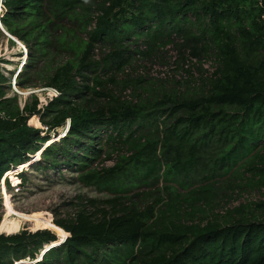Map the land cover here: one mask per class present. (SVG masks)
<instances>
[{"label":"trees","instance_id":"obj_1","mask_svg":"<svg viewBox=\"0 0 264 264\" xmlns=\"http://www.w3.org/2000/svg\"><path fill=\"white\" fill-rule=\"evenodd\" d=\"M2 5L4 29L27 49L17 88H36L27 74L47 71L42 87L59 96L38 108L31 95L20 107L0 74V177L37 153L34 158L40 155L45 169L63 163L73 168L79 184L111 197L104 202L107 210L89 213L91 204L86 205L68 220L52 222L42 212L24 213L23 221L4 216L0 233L9 236L0 235V264L26 259L31 264H264V199L255 204L257 213L239 206L231 212L237 218L223 224L202 211L224 197L219 194L237 189L229 185L230 176L239 183L248 172L249 185L253 178L264 186V0H3ZM140 33L174 44L194 59L211 53L216 66L204 91L164 95L148 114L140 105L113 100L106 83L114 78L104 82L96 71L122 69L127 44ZM99 47L104 51L95 59ZM64 56L51 68L37 66ZM155 114L163 118L161 133L142 140L138 131ZM36 116L46 130L28 125ZM61 127L67 134H58V144L54 135L44 137ZM97 127L109 130L107 143L127 148L112 166L100 169L93 165L105 154L91 137ZM5 194L4 204L14 209ZM25 222L41 229L19 233Z\"/></svg>","mask_w":264,"mask_h":264},{"label":"rangeland","instance_id":"obj_2","mask_svg":"<svg viewBox=\"0 0 264 264\" xmlns=\"http://www.w3.org/2000/svg\"><path fill=\"white\" fill-rule=\"evenodd\" d=\"M2 12L4 13L3 9ZM0 25L3 26L2 23H0ZM173 42L176 43L174 38ZM17 46V44L12 43L10 39L0 32V74L6 80L4 86L6 88L9 87L8 96H17V104L20 107L26 102H31V95L37 98L39 104H47V102L50 101L47 93L41 96H36L32 93L23 96L18 93L15 94L12 91L10 85L11 78H13V74L15 76L17 73L18 67L21 65L22 61ZM128 46L129 49L125 54L126 63L122 66V69L112 68L108 72H102L98 69L96 72H98L100 79L104 82L110 78H114L113 84L109 82L106 83L107 93L113 100L119 99L120 101L130 102L133 105H140L144 108L143 112L146 114L150 113L151 106L158 102L160 97L164 95L180 92L188 96H195L202 93L204 91L203 87L205 86V80L211 76L216 66L215 58L211 53L194 59L189 55L188 51H179L174 44H168L161 40H151L142 33H140L138 38L132 37V40L127 44V48ZM102 50L103 49L99 47L98 50L95 51V59L101 56L100 53ZM66 59L67 57L65 56L59 57L56 61L49 60V64L46 63L48 59L45 58L38 62L37 66L40 68L47 64L51 68L55 63L63 62ZM26 64L25 62L23 67H21V71L16 77L14 87H17V80L25 74L24 68ZM41 74L40 76L33 74V72L27 74L29 75L27 81L37 86L36 88L30 89L47 90L42 87L48 80L47 71H42ZM103 100L104 99H100L101 102H103ZM154 117L156 118L155 120H153ZM154 117L150 119V122L144 121V125L139 129L138 135L142 137V140L155 138L161 133L163 118L160 117L159 114H155ZM32 119L37 120L39 126H42L37 116L31 117L28 120L27 123L30 126H33L31 124ZM63 127L56 130L57 134H49L44 137L50 139L51 135H54L55 138L53 143L58 144L60 141V139H58V133L63 134L61 132L65 129ZM108 134L109 130L97 127L91 136H94V144L103 147L105 150V154L93 164L95 168L100 169L105 166H112L119 155L126 153L127 148L121 144L106 142V136ZM43 149L44 148H42V151ZM76 151H78V148H74L72 152ZM36 154L30 156L29 160L24 164L11 167L6 172L10 173V175H5V179H8L5 182V189H0V221L5 214L4 203L8 202L6 194H3L6 192L15 210L10 207L8 203L5 217H16L20 221L24 220V213L31 214L34 212H42L50 215L52 222L54 220H68L73 218L83 206L85 207L90 204V207L86 206L89 213L95 210H107L104 202L111 197L107 192L98 191L94 187L82 186L77 182V174L74 172L73 168L63 166V163H60L54 170L49 168L45 169L41 156L39 155L38 158H34ZM23 165L25 166L17 171V169ZM240 171L242 172L243 170ZM255 173L256 172H253L256 178ZM250 176L248 172H245L244 177L250 179ZM12 177L18 179V186L15 188L12 187ZM232 178L233 177L230 176L231 183H229V185L233 187L237 185V189L228 191L225 194H219L218 196L224 195V197H219L218 200L210 206V209L208 207L202 209V211L205 212L206 219H216L221 224L230 222L237 218V215L231 212L239 206L244 205L247 206L246 212L254 210V213H257L255 204L264 199V186L254 183L255 180L253 178V183L251 185L247 183L246 178L242 179L239 183L233 182ZM161 184L162 182L160 185ZM135 193L136 192L132 191L129 196H134ZM133 201L136 202V199H133ZM230 213L234 216L230 217ZM41 225H44V223ZM37 230L33 228L31 222H25L19 233L22 231L33 233ZM0 235L9 236V234L3 233H0ZM66 236L61 240H65L64 238H66ZM58 243L61 242L59 241Z\"/></svg>","mask_w":264,"mask_h":264},{"label":"built area","instance_id":"obj_3","mask_svg":"<svg viewBox=\"0 0 264 264\" xmlns=\"http://www.w3.org/2000/svg\"><path fill=\"white\" fill-rule=\"evenodd\" d=\"M2 3H3V0H0V19H1V17L3 16V12H2V9L4 10V7H3V5H2ZM260 20H261V22L263 23V25H264V13L261 15V17H260ZM19 52L20 53H22L23 52V55L25 54V53H27V49L25 48V46H20L19 47ZM22 55V56H23ZM22 58V57H21ZM24 62H25V60L24 59H22V61H21V65L20 66H22V65H24ZM16 77H17V74H15V76H13V78H11V83H10V85H11V88H12V91L14 90V83H15V81H16ZM15 91V90H14ZM13 91V92H14ZM54 93L52 94V95H49V100L51 101L53 98H56L57 96H59V93L56 91V90H52ZM15 94H17L16 92H14ZM30 95V94H29ZM43 105H46V103H44ZM40 107H42V104H40L39 106H38V108H40ZM29 125V124H28ZM68 125V124H67ZM30 126V125H29ZM33 127V126H32ZM34 128H36V127H34ZM39 129H44V130H46V128L45 127H42V126H39ZM5 175H6V172L2 175V177L0 178V189H2V188H4L5 189V182H6V180H8V179H5ZM18 186V185H17ZM17 186H12L13 188H15V187H17ZM2 192V191H1Z\"/></svg>","mask_w":264,"mask_h":264},{"label":"bare ground","instance_id":"obj_4","mask_svg":"<svg viewBox=\"0 0 264 264\" xmlns=\"http://www.w3.org/2000/svg\"><path fill=\"white\" fill-rule=\"evenodd\" d=\"M1 23V22H0ZM0 27L4 30V27L3 26H1L0 25ZM12 38H14V37H12ZM14 39H16V38H14ZM20 46H22V43L21 42H19L18 41V48L20 47ZM15 90V91H14ZM14 92H16V93H18L19 95H23V96H25L26 94H30V93H32V94H34V95H36V96H41L42 94H44V93H47L48 95H52L54 92L52 91L53 89H47V90H45V89H24V90H22V89H19V88H17V87H14ZM34 126V125H33ZM36 128L37 127H39V125L38 126H35ZM63 134H65V132L64 131H61ZM51 134H53V133H51ZM58 134H60V133H58ZM63 134H60L61 136H64ZM51 136H53V135H51ZM14 184H12V186H13ZM18 184H15L14 186H17ZM4 195H5V193H3ZM8 200V199H7ZM4 201H5V199H4ZM4 209H5V214H4V216L6 215V213H7V209H8V206H7V204H4ZM3 216V217H4ZM47 223H48V221H47ZM49 224V223H48ZM44 225H46V224H44ZM11 235V234H10ZM67 237V236H66ZM65 239V238H64ZM64 240H60V242H63ZM60 245V244H59ZM52 248V247H51ZM48 249V248H47ZM50 249V248H49ZM46 250V249H45ZM47 252V251H46ZM42 257V256H41ZM36 261H38V260H36ZM28 263H30L31 264V262L29 261V260H22V261H20V262H18V264H28Z\"/></svg>","mask_w":264,"mask_h":264},{"label":"water","instance_id":"obj_5","mask_svg":"<svg viewBox=\"0 0 264 264\" xmlns=\"http://www.w3.org/2000/svg\"><path fill=\"white\" fill-rule=\"evenodd\" d=\"M0 32L4 35V36H6L8 39H11V40H13L14 42H15V44H17L18 45V40L17 39H14V38H12V36L4 29H2L1 27H0ZM64 242V241H63ZM63 242H61L60 244H62ZM52 247H55V246H52ZM44 252V251H43ZM41 253L39 256H38V258H37V260L38 261H40V258H41V256L45 253ZM38 261H35V262H38ZM34 262V263H35ZM33 264V263H32Z\"/></svg>","mask_w":264,"mask_h":264},{"label":"clouds","instance_id":"obj_6","mask_svg":"<svg viewBox=\"0 0 264 264\" xmlns=\"http://www.w3.org/2000/svg\"><path fill=\"white\" fill-rule=\"evenodd\" d=\"M0 22H1V21H0ZM10 40H11V39H10ZM11 41H12L13 43H15L13 40H11ZM23 46H24V45H23ZM22 55H23V52L20 53V57H22L21 60L24 59L25 62H26V59H27V53H25L23 56H22ZM25 62H24V64H25ZM22 66H23V65H22ZM22 66L19 65V67H18L19 69H18V71H17V73H16L17 76H18L19 72L21 71V67H22ZM13 76H14V74H13ZM67 124H68V125H67ZM65 127H67V131H68V128H69V122L66 123ZM66 134H67V133H66ZM1 177H2V176H1ZM1 177H0V178H1ZM40 259H41V258H40Z\"/></svg>","mask_w":264,"mask_h":264}]
</instances>
